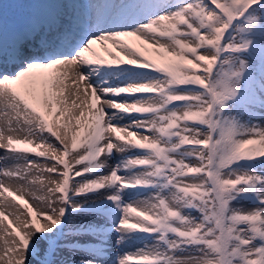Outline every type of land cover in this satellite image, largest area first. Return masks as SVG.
<instances>
[{
  "label": "snow or ice",
  "instance_id": "obj_1",
  "mask_svg": "<svg viewBox=\"0 0 264 264\" xmlns=\"http://www.w3.org/2000/svg\"><path fill=\"white\" fill-rule=\"evenodd\" d=\"M9 7L0 264H264V0Z\"/></svg>",
  "mask_w": 264,
  "mask_h": 264
},
{
  "label": "bare ground",
  "instance_id": "obj_2",
  "mask_svg": "<svg viewBox=\"0 0 264 264\" xmlns=\"http://www.w3.org/2000/svg\"><path fill=\"white\" fill-rule=\"evenodd\" d=\"M7 1H10L11 3H17L16 0H7ZM19 1H20V0H19ZM94 48H95L96 52H97L100 56H103L105 59L108 58L107 55H106V53L104 52V48H103V46H102V48H101V45H100V44H96V45H94ZM69 83H70V82H69ZM146 95H150V94H146ZM77 114H78V110H77ZM4 119H5L4 117L0 116V121H1V120H4ZM259 122H260L261 124H264V121H259ZM0 127H3V126L0 125ZM13 135L15 136V135H17V134L14 133ZM20 135H22V134H20ZM40 150H43V149H40ZM0 153H1V154H0V157L4 156V155H5V150H4V149H0ZM25 155H27L29 159H31V157H33V160H39V161H41V162L43 161L42 158L36 157L34 154H25ZM119 159H121L120 155H119V154L115 155V156L113 157L112 163H115V162L118 161ZM15 163H16V162H15L14 160H12V159L0 160V168L4 167V165L7 166V167H12ZM20 163H23V162L21 161ZM33 172H34V174H36V173H35V170H33ZM44 175H45V177H47L48 174L45 173ZM77 179H79V178H77ZM0 181H3V182H9L8 184L11 186V188H12L13 190L17 187L18 183H22V182H17V181H13V180H7V179H5L2 175H0ZM46 182H47V181H45V183H46ZM36 184H38V186H40L39 182H37ZM36 184H34V185H36ZM34 185H33V186H34ZM40 191H41V190H40ZM28 192L31 193L30 191H28ZM28 192H25V193L29 194ZM41 195H43V192H42V191H41V193H40V196H41ZM32 198H33L32 200H34V203H33V204H35V207H36L37 210L42 209V208L45 207V205L42 204L40 201H37L36 199H34V197H32ZM0 199H4V200L6 201V203H11V204L14 205L13 209H5L6 212H7V211H21V212H24V217H22V219L25 218V217L27 216V210H26V209H23V208H20V204H21V202H16V201H14V200L12 199V197H8L7 194H5L4 197H0ZM244 207H245V209H247V208L250 207V205L245 204ZM41 222H43V221L41 220ZM139 247H141L140 244H128V245H125V246L121 247V248L119 249V251H120V253H124V252H134V251H135L137 248H139ZM110 251H111L112 253H116V252H117V249H116V246H115L114 239H113V240L111 241V243H110Z\"/></svg>",
  "mask_w": 264,
  "mask_h": 264
},
{
  "label": "rangeland",
  "instance_id": "obj_3",
  "mask_svg": "<svg viewBox=\"0 0 264 264\" xmlns=\"http://www.w3.org/2000/svg\"><path fill=\"white\" fill-rule=\"evenodd\" d=\"M101 48H102V46H101ZM4 123H5V119L4 120H1L0 121V125L1 126H4ZM1 154V153H0ZM31 159H33V157H31ZM42 159H44V158H42ZM4 167H5V165H4ZM3 168V167H2ZM5 183V185L6 186H8L9 184V182H4ZM29 191L31 192V193H29V194H27V193H23V195H24V199L26 200V201H28L29 202V204H31L32 206H33V208L35 209V210H37L36 209V207H35V204H33L34 203V200H32L33 198L32 197H39L40 196V193H41V191H40V186H38V184H36V185H30L29 186ZM17 195H20L21 194V192H17L16 193ZM35 199V198H34ZM37 200V199H36ZM37 201H39V200H37ZM22 202V201H21ZM23 203V202H22ZM10 219L12 218V217H9ZM5 224H7V221H5L4 222Z\"/></svg>",
  "mask_w": 264,
  "mask_h": 264
}]
</instances>
